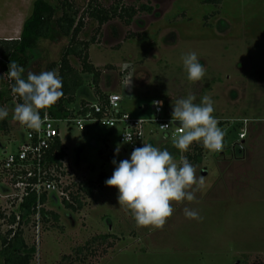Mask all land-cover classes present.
Returning <instances> with one entry per match:
<instances>
[{
    "label": "rangeland",
    "instance_id": "rangeland-1",
    "mask_svg": "<svg viewBox=\"0 0 264 264\" xmlns=\"http://www.w3.org/2000/svg\"><path fill=\"white\" fill-rule=\"evenodd\" d=\"M34 1L0 0V40L19 37ZM75 1L80 16L89 0ZM98 1L107 8L145 3ZM205 1L152 0V14L141 12L130 25L116 18L99 31L97 22L86 17L80 39L95 37L89 61L102 72L99 86L104 93L121 95L124 111L133 116L140 106H150L158 98L165 115L172 116L176 99L192 94L199 103L207 95L228 147L238 140L239 120L248 119L246 143L237 148L242 153L219 158L209 151L205 161L194 166L197 178H203L195 200L173 202V214L162 228L138 227L131 212L119 205L118 189L98 181L104 172L111 177L115 167L111 158L115 156L117 163L129 159L119 140L121 128L106 134L109 129L92 124L86 132L60 123V139L68 153L64 180L74 193L88 180L94 181L95 190L92 197L81 193L84 207L79 211L51 200L46 209L60 218L55 222L51 217L42 226L38 241L30 223L23 227L27 243L36 247L31 264H264V0ZM68 44L69 38L40 40V57L28 71H50L49 65L60 60ZM189 52L197 54L206 70L205 77L194 83L187 79L182 62ZM71 63L80 69L77 58L71 57ZM129 71L132 83L126 87ZM83 76L84 94H92V76ZM0 77H5L1 70ZM2 106L9 112V129L0 131V161L4 151L15 152L25 136L13 119L14 105ZM154 128L145 127V143L153 138L158 147L161 138ZM117 144L121 145L118 155ZM2 182L0 173V213L5 217L0 216V233L4 234L10 228L8 216L19 210L6 197ZM185 207L196 210L200 218H186ZM104 234L112 237L103 241Z\"/></svg>",
    "mask_w": 264,
    "mask_h": 264
},
{
    "label": "clouds",
    "instance_id": "clouds-1",
    "mask_svg": "<svg viewBox=\"0 0 264 264\" xmlns=\"http://www.w3.org/2000/svg\"><path fill=\"white\" fill-rule=\"evenodd\" d=\"M184 70L190 82L201 81L205 67L199 62L195 52L182 56ZM12 61L7 76L13 81L11 93L20 97V103L13 107V119L22 128L39 132L47 119V109L63 96L62 79L55 71H28ZM133 74L129 71L124 80L126 87L132 83ZM189 94L186 98L176 99L172 104V121L178 122L182 134L173 140V145L181 151H187L193 142L201 143L209 151L223 149V130L213 115L212 99L205 95L199 103ZM153 105L162 107V101H153ZM43 111V117L41 112ZM9 115L7 108L0 106V120ZM166 125H161L164 127ZM131 135L123 134V143H131ZM121 145L117 144L118 155ZM114 171L105 184L118 189V202L131 212L138 227L162 228L172 216L173 202H192L195 192L203 185V178H197L194 166L181 155L179 164L167 149H159L150 143L133 148L130 158L112 160ZM184 215L189 219H199L194 209L185 207Z\"/></svg>",
    "mask_w": 264,
    "mask_h": 264
},
{
    "label": "trees",
    "instance_id": "trees-1",
    "mask_svg": "<svg viewBox=\"0 0 264 264\" xmlns=\"http://www.w3.org/2000/svg\"><path fill=\"white\" fill-rule=\"evenodd\" d=\"M152 0H145L140 7L123 6L120 3L110 7H104L98 0H89L87 7L80 14L75 0H56L55 3L49 0H35L31 14L24 20L20 35L18 38L9 40H0V70L4 78L0 77V106L4 104H13L22 102L20 97L11 93L10 85L13 81L9 80L7 72L9 64L14 61L25 68L24 76L32 64L40 57L37 49L38 42L42 39L59 42L62 38H69V44L63 49L60 60L57 63L49 65L50 71H55L62 79L63 96L47 109V114L51 118L65 119L69 116H84L92 110L94 104H106L110 94L104 93L99 86L101 70L89 61V47L95 42V37L91 41H82L80 34L84 30V19L88 17L97 22V31L106 23L118 18L126 25H130L139 13L152 14L154 7ZM206 3L219 4L221 0H206ZM71 57H75L80 62V69H77L71 63ZM83 75L92 76V84L95 90L92 94H84L85 79ZM83 90V91H82ZM79 94L84 98L78 100ZM82 95V96H83ZM43 117V111L41 112ZM170 116V115H169ZM8 117L0 120V131H8ZM25 133V128H24ZM25 135V134H24ZM225 137V135H224ZM161 138V137H160ZM148 141V140H147ZM159 149H167L175 161H180L181 155L193 165L202 164L209 150L201 143L193 142L189 149L183 153L173 145V139L164 141L158 145ZM243 149L238 151L240 154ZM67 157V147L57 137L55 143L51 146L48 153V159L51 162L62 165ZM108 158H111L108 157ZM107 174L101 173L98 181L105 183ZM95 183L92 180L83 181L77 187L76 193L72 191L73 203L63 201L65 207L72 211H79L84 207L82 194L89 197L93 196ZM45 200V198H44ZM35 202V196H30L20 206L22 218L28 217L31 207ZM5 218L4 215H1ZM53 218L58 222L60 216L58 213L42 209V226ZM16 222L15 214L12 213L8 223L9 226ZM112 236L109 234L101 235L103 241ZM36 253L35 245L27 243L24 237V230L19 226L9 228L4 234L0 233V259L1 264H31Z\"/></svg>",
    "mask_w": 264,
    "mask_h": 264
},
{
    "label": "built area",
    "instance_id": "built-area-1",
    "mask_svg": "<svg viewBox=\"0 0 264 264\" xmlns=\"http://www.w3.org/2000/svg\"><path fill=\"white\" fill-rule=\"evenodd\" d=\"M153 101L162 100L156 98ZM122 102L121 95L116 93L109 95L106 104L92 105V110L84 116L54 119L47 114V119L42 124L39 132L25 128L24 139L15 152H3L0 161V173L4 176L5 184L3 182L2 184L8 190L6 197H10L12 204L19 210L18 212H12L15 214L16 222L10 228L20 226L23 229L25 225L30 223L36 232H34L35 240L38 241L40 231H42V209L47 208L46 206L51 200L55 202L65 200L73 203L71 184L64 180L63 162L60 165L47 160L51 146L55 143L57 137L60 138L58 126L60 123H65L68 127L76 126L80 130H85L89 124L109 130L117 127L121 128L119 140L127 148L128 158H130L133 148L142 147L145 143V127L147 125L155 126L154 131L164 141L174 140L182 134L179 123L172 121V116L165 115L164 103L162 107H159V110L152 103L150 116L136 117L123 110ZM239 121L242 125L238 140L228 147L225 143V137H223V149L218 152L212 151L215 156H234V152L239 151L237 148L243 147L248 135L249 121L248 119ZM161 125L166 126L161 127ZM124 133L131 135L133 142L123 143ZM30 196H35V202L28 217L22 218L20 206Z\"/></svg>",
    "mask_w": 264,
    "mask_h": 264
},
{
    "label": "crops",
    "instance_id": "crops-1",
    "mask_svg": "<svg viewBox=\"0 0 264 264\" xmlns=\"http://www.w3.org/2000/svg\"><path fill=\"white\" fill-rule=\"evenodd\" d=\"M151 115V105L150 106H146V105H143V106H140L138 109H137V111H136V113H135V115H133V116H136V117H148V116H150ZM88 126L89 125H87V127H86V129L84 130V131H88ZM95 126V125H94ZM96 127H99V126H96ZM100 130H102L101 128H100ZM107 131V133L106 134H109L110 132H112V129H110V130H106ZM159 137H160V135H159ZM102 138H103V140H104V144H105V146H106V151H109V146H108V137L107 136H102ZM149 142L148 143H150V144H152L154 147H155V145H156V143H157V141H155L153 138H152V140L151 139H149L148 140ZM245 143H246V140H245ZM67 155H68V153H67ZM221 157H223V156H221ZM221 157H219V158H221ZM113 159H115V156H114V158ZM112 158L110 159L111 161L113 160ZM116 160V159H115ZM110 163V162H109ZM112 163V162H111ZM111 163H110V165H111Z\"/></svg>",
    "mask_w": 264,
    "mask_h": 264
},
{
    "label": "flooded vegetation",
    "instance_id": "flooded-vegetation-1",
    "mask_svg": "<svg viewBox=\"0 0 264 264\" xmlns=\"http://www.w3.org/2000/svg\"><path fill=\"white\" fill-rule=\"evenodd\" d=\"M237 153H239L238 151H236Z\"/></svg>",
    "mask_w": 264,
    "mask_h": 264
}]
</instances>
